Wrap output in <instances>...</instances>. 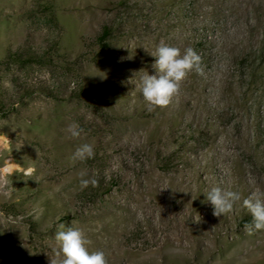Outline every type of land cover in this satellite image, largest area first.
<instances>
[{
  "label": "rangeland",
  "instance_id": "374dc122",
  "mask_svg": "<svg viewBox=\"0 0 264 264\" xmlns=\"http://www.w3.org/2000/svg\"><path fill=\"white\" fill-rule=\"evenodd\" d=\"M161 43L193 48L201 71L149 110L138 85ZM84 143L94 156L71 160ZM213 186L240 193L230 213L202 202ZM253 192L264 0H0V264H59L61 225L107 264H264V230L245 228ZM178 221L190 246L170 257Z\"/></svg>",
  "mask_w": 264,
  "mask_h": 264
},
{
  "label": "clouds",
  "instance_id": "9594fccd",
  "mask_svg": "<svg viewBox=\"0 0 264 264\" xmlns=\"http://www.w3.org/2000/svg\"><path fill=\"white\" fill-rule=\"evenodd\" d=\"M155 57L153 68L155 72H148L140 78L138 85L143 99L149 110L154 106H168L173 98L178 94L181 81L193 70L200 72V56L196 51L187 47L181 49L175 46L161 43L154 52H150ZM101 78L104 76L100 75ZM71 138H78L82 129L76 123H70L66 129ZM18 149V148H17ZM94 156V148L91 144L84 143L76 148L70 159L73 161H86ZM22 171L24 176L31 175V169L13 168V171ZM95 186V179H81V189L87 188L89 184ZM205 199L211 205L212 214L221 216L230 213L234 204L240 200V193L227 190L220 186H213L210 190L202 191ZM243 206L251 214L252 220L245 224L249 231L264 230V193H251L243 200ZM195 221V220H194ZM55 234V239L59 244V251L62 259L59 264H107L105 253L101 250H91L85 232L78 227L64 225L60 226Z\"/></svg>",
  "mask_w": 264,
  "mask_h": 264
},
{
  "label": "bare ground",
  "instance_id": "6f19581e",
  "mask_svg": "<svg viewBox=\"0 0 264 264\" xmlns=\"http://www.w3.org/2000/svg\"><path fill=\"white\" fill-rule=\"evenodd\" d=\"M181 222L182 221H178V225L180 227L179 233L174 237L170 236L169 238V242L167 244L169 249L166 251V254L168 256L170 255L185 256L186 252H188V247L190 245H189V240L187 239L188 237L187 231Z\"/></svg>",
  "mask_w": 264,
  "mask_h": 264
},
{
  "label": "trees",
  "instance_id": "16d2710c",
  "mask_svg": "<svg viewBox=\"0 0 264 264\" xmlns=\"http://www.w3.org/2000/svg\"><path fill=\"white\" fill-rule=\"evenodd\" d=\"M108 33H109V28L108 27H105L104 30H103V32H102V34H101V36H100L101 42H103V40L106 38V36L108 35Z\"/></svg>",
  "mask_w": 264,
  "mask_h": 264
}]
</instances>
